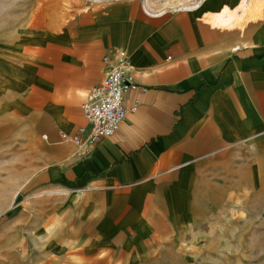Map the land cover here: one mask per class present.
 Wrapping results in <instances>:
<instances>
[{
    "label": "crops",
    "instance_id": "obj_1",
    "mask_svg": "<svg viewBox=\"0 0 264 264\" xmlns=\"http://www.w3.org/2000/svg\"><path fill=\"white\" fill-rule=\"evenodd\" d=\"M239 2L96 3L27 35L20 98L45 164L30 183L80 197L73 233L87 260L146 259L184 241L219 197L264 180V11L234 27L208 15ZM123 56L137 87L118 131L91 144L83 104Z\"/></svg>",
    "mask_w": 264,
    "mask_h": 264
},
{
    "label": "rangeland",
    "instance_id": "obj_2",
    "mask_svg": "<svg viewBox=\"0 0 264 264\" xmlns=\"http://www.w3.org/2000/svg\"><path fill=\"white\" fill-rule=\"evenodd\" d=\"M111 1L116 0H0V264H95L87 260L88 246L73 233L81 223L75 211L80 197L62 188L31 186L30 178L45 165L44 150L34 137L33 117L21 104L20 51L44 18L60 23L77 10ZM141 1L153 9H176L202 0ZM257 1L261 14L264 0ZM259 185L243 195L219 197L217 210L203 212L201 226L189 227L184 241L146 259L118 263L264 264V180Z\"/></svg>",
    "mask_w": 264,
    "mask_h": 264
},
{
    "label": "built area",
    "instance_id": "obj_3",
    "mask_svg": "<svg viewBox=\"0 0 264 264\" xmlns=\"http://www.w3.org/2000/svg\"><path fill=\"white\" fill-rule=\"evenodd\" d=\"M131 69V59L123 56L119 64L108 71L103 83L93 88L88 95L83 104V111L90 123L86 137L89 143L93 144L112 136L125 119L128 111L124 106L125 95L130 89L137 87ZM138 105L139 101H136L132 110H136ZM80 131L86 132V127H81Z\"/></svg>",
    "mask_w": 264,
    "mask_h": 264
},
{
    "label": "bare ground",
    "instance_id": "obj_4",
    "mask_svg": "<svg viewBox=\"0 0 264 264\" xmlns=\"http://www.w3.org/2000/svg\"><path fill=\"white\" fill-rule=\"evenodd\" d=\"M203 1L204 0H202L200 3H198L196 5H189V6L187 5V6H183V7L179 8V9H198L203 4ZM260 5H262L261 1H257V0H240L238 5H236L234 7H229V6L225 5L222 10L217 11V12H213L211 21H212L213 24L220 25V26H223V27H234V26L242 25L249 18H256L259 15V10L261 8ZM58 192H64V190H58ZM34 199H36V198H34ZM50 228H52V226ZM4 237H6V236H4ZM8 239H9V237H8ZM7 240H5V241H7Z\"/></svg>",
    "mask_w": 264,
    "mask_h": 264
}]
</instances>
